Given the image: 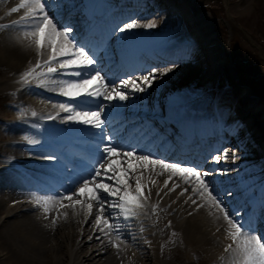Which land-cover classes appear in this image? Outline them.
Here are the masks:
<instances>
[{"label":"bare ground","instance_id":"6f19581e","mask_svg":"<svg viewBox=\"0 0 264 264\" xmlns=\"http://www.w3.org/2000/svg\"><path fill=\"white\" fill-rule=\"evenodd\" d=\"M84 1L58 0L62 8L60 12L68 10V13H75L72 14L74 16H70L71 19L84 22L88 20L85 15L89 12V15L93 16L91 20L94 21L91 24L94 23V26L100 24L109 29L104 35H102L104 30H101L97 37L93 36L91 45L97 50L98 46L101 48L105 43L106 51L119 58L117 70L124 65V57H133L128 63L134 64V67L128 71L122 70L116 74L117 77L131 71H134L131 75L139 77L150 68L166 66L162 62L169 64L168 61L171 60H187L192 57H195V60H190L191 63L187 66L189 73H192L193 69H198L197 66L201 62L205 64L201 67V72H209L213 76L207 78L206 83L197 88L201 90V95L209 96L207 97L210 98L209 104L214 97L216 98L217 104L210 110L202 109L200 103L194 99L179 101L177 93L176 99L165 96L163 103L156 108L141 110L146 107H143L145 103L140 104V101L148 95L149 89L153 88L154 95L159 98L155 91L158 82L155 80L153 84L156 85L146 92L136 93L128 101L110 102L111 107L106 108L108 120L111 122L115 115L121 116L120 121L124 124L134 119L133 122H128V125L134 126L136 138L142 140L149 137L148 146H154L157 155L169 158L173 162H198L200 157L205 156L203 154L199 156L198 152L210 154L219 151L229 144L231 139L230 144H233L236 147L234 148L245 157L244 166L237 170L240 175L247 176L246 179L239 176L237 179L231 178L234 171H229L228 156L237 154V151L230 149L224 151L229 153L218 152L227 155V159H222L219 164L209 160V166L211 164L214 166V174L213 179L209 177L207 179L213 183L214 188L217 186L221 190L234 186L232 195L223 197L225 203L226 200L229 202L227 207L230 215L235 211L242 213L241 209L255 196L257 197L254 205L259 199H264V185L252 186L260 175L264 174V102L252 99L248 92L241 94L238 84L227 89L229 91L227 96L224 90L220 93L209 92L213 88L211 86L214 78L220 75L216 72V68H219V72L224 69V59L221 61L219 59L224 57L225 50L221 40L214 44L213 38L209 35L214 29L212 21L208 20L209 17L196 19L193 16V14H201L205 8L199 4L196 6L190 2L186 3V0H90L89 3H92L90 8H93L90 10L88 1ZM20 2L21 0H0V24H10L24 15L26 9H20L16 13L11 12V9ZM76 5L79 7L77 11L74 7ZM139 9L145 10L142 16H151L150 22H154L157 26L140 27L124 33L115 31L119 26L116 24L141 15ZM159 17L161 25L163 24L161 28L156 22ZM138 19L136 21L141 25L149 23H141ZM69 23L71 24V21ZM139 29H143L140 30L142 37L137 40L134 37ZM92 34L96 35V33ZM89 38V34H84L77 39ZM50 54V50H43L42 55H38L30 38L23 37L22 33L16 30H0V264H165L158 260L160 252L163 253L162 249L167 244L171 248L170 243L173 240L178 246L183 247L184 255L193 264L198 258H202L201 264H240L237 253L231 250L225 251L229 244H232L234 249L236 245L228 235V224L222 213L216 211L210 202L206 203L193 195L191 186L178 176H174L165 187L164 180L169 173L156 175V172L160 171L158 166L155 172L151 170V166L143 170L144 183H149L150 180L156 181L155 185L149 184L152 189L150 206L143 209L136 217L127 219L123 216L111 217L114 223L121 226L120 239H117L116 232H110L108 229H104V232H108L107 236L104 235V232L95 226L94 220L79 208L61 209L58 202L50 201V211L45 213L43 207L35 206L34 198L40 195L32 193L30 189L44 191L46 187L42 184L50 185L49 183L52 184L54 181H57L55 185L58 184L59 176L48 178V175L49 171L55 174L63 173L64 170L59 166L58 160L68 164L66 151L73 145L74 154L92 157L93 145L96 142L94 129L66 123L62 119L42 118L47 115L54 116L59 111L57 105L67 99L57 91L49 90L55 88V85L50 84L45 89L36 87L35 81L31 85L20 83V75L24 71L35 65L38 60L46 59ZM102 61L101 57L97 67L104 71ZM216 81L218 84L219 81ZM106 104L109 105L108 102ZM21 110H24L23 115ZM32 111H36L39 115L33 117ZM140 112H145L142 118L147 114L158 118L149 117L151 119L147 122L150 125L146 127L145 119L142 121L139 116ZM64 115L65 113H60L61 117ZM134 117L139 119L135 120ZM122 123L118 124L115 130L110 129L109 133L119 136ZM128 136L126 132V138ZM25 137L28 139L26 140ZM29 140H36L39 143L30 144ZM187 141L189 145L186 144ZM80 144H87L93 152L81 151ZM258 144L261 145L256 148V152H248ZM185 146H189L188 151L183 150ZM58 151L63 153L59 155ZM53 153L58 156L57 161L44 159L46 155ZM254 154L257 161L246 166L253 161L250 157ZM112 159L118 158L112 157ZM133 163L135 164L136 161ZM217 169H224L225 174H219L216 172ZM71 170L72 168H68L65 172L71 173ZM80 171L81 169L77 168V172ZM35 172L38 173L34 174ZM73 175L72 173L69 176V183ZM76 179L79 177L77 176ZM66 184L68 182L63 185ZM174 184H179V187L169 191ZM186 187L189 191L181 195ZM66 188L68 187H64L63 190L65 191ZM252 189L256 190L250 194ZM248 196L250 199L247 198ZM189 197L196 200V204H193ZM64 203L67 204L68 201ZM157 204L159 208L153 211L151 205ZM198 205L203 206L198 207ZM93 211L95 212V208ZM64 212H67V217L64 216ZM246 214L248 218L240 222L248 228L250 222L257 221V217L253 212L247 211ZM54 218L55 223H53ZM169 221H171L170 226H168ZM260 224L263 226L260 230L262 232L264 221ZM97 236L100 239H97ZM260 236L264 239V232ZM109 237L112 242L109 241Z\"/></svg>","mask_w":264,"mask_h":264},{"label":"snow or ice","instance_id":"6c2138e0","mask_svg":"<svg viewBox=\"0 0 264 264\" xmlns=\"http://www.w3.org/2000/svg\"><path fill=\"white\" fill-rule=\"evenodd\" d=\"M20 9H26L24 15L10 24H0V30H16L22 33L23 37L30 38L38 55H42L43 50H50L51 53L46 59L38 60L35 65L24 71L20 75V83L31 85L35 81L36 87L45 89L52 84L56 87L49 90L57 91L59 95L67 98L65 102L57 105L59 111L54 116L47 115L42 117L43 119H62L66 123H75L96 130L93 133L96 137L92 153L94 163L83 159L71 161L74 175L70 186L55 197H35V206L43 207L45 213L50 211V201L58 202L61 209L79 208L94 220L95 226L101 232H104V229L114 231L117 233V239H120L121 226L114 223L111 217L123 216L125 219L136 217L143 209L150 206L152 189L149 184L155 185L156 181L150 180L149 183H144L143 170L151 166V170L155 172L158 166L160 171L156 172V175L169 173L164 180L165 187L174 176H178L191 186L193 195L206 203L210 202L216 211L222 213L228 224V235L236 245L234 249L233 245L229 244L225 251L231 250L237 253L240 264H264V239L256 234L255 224L258 222H250L249 227L245 228L238 219V212L230 215L227 205L207 179L214 174L213 172L202 170L198 165H182L179 162L154 158L152 154H139L134 147L125 151V146L114 144L116 137L106 131L108 104L105 102L128 101L136 93L146 92L158 79L157 73L161 76L167 75L176 65L172 64L171 67L163 69L150 68L139 77L125 74L116 79H108L107 74L102 75L100 68L97 67L101 57L96 48L86 40H78L74 35V27L70 23H63L54 18V8L49 0H21L18 6L11 9V12L16 13ZM50 12L53 14L50 15ZM156 26L154 22L141 25L135 19H131L118 26L115 31L124 33L140 27L154 28ZM53 64L57 66L54 67ZM61 112L65 113L63 117L60 116ZM21 114H24V110H21ZM31 115L35 117L39 113L32 111ZM25 139L28 138L25 137ZM28 142L39 143L36 140ZM112 157L118 159H112ZM44 159L57 161L59 158L53 153L46 155ZM222 159L226 160L227 155L216 153L210 156V160L217 164ZM133 161L136 163L134 164ZM77 168L81 171L77 172ZM64 169H68L67 164L64 165ZM216 172L225 174L224 169H217ZM77 176L79 179H76ZM177 187L179 184H174L169 191H174ZM188 191L189 188H184L181 195ZM225 195L231 196L232 193L228 191ZM189 199L196 204V200L191 197ZM64 201L68 203L65 204ZM202 206L198 205V207ZM151 208L156 211L159 205H151ZM64 216L67 217V212H64ZM260 221H264V208L261 210ZM55 222L54 218L53 223ZM170 225L171 221L168 222V226ZM104 235L107 236L108 232H104ZM97 239L100 237L97 236ZM109 241L112 242L110 237ZM115 246L119 247V245Z\"/></svg>","mask_w":264,"mask_h":264},{"label":"rangeland","instance_id":"374dc122","mask_svg":"<svg viewBox=\"0 0 264 264\" xmlns=\"http://www.w3.org/2000/svg\"><path fill=\"white\" fill-rule=\"evenodd\" d=\"M186 1H187L186 3L190 2L196 6L199 4L202 8H205L204 11L202 10V13L204 14L197 13L196 14L197 16L194 14L193 16L196 17V19H199L203 16L206 18L209 17L208 20H211L214 25L213 32H211L209 35L210 37L213 38L214 44H217L218 41L221 40L222 42L221 45L225 50L224 57H220L219 59L220 61L224 59V63H225L224 69L223 71L220 70L219 72L218 70L219 68L218 67L216 68L217 69L216 72L221 76L219 75L217 78H214V82L211 86L213 88H211L209 92L220 93L221 91L224 90V94L226 95L229 94V91L227 89H230L232 88V86H236L238 84L240 85L241 88V94L243 93L245 94L248 92L247 94L251 95L252 99L259 101L261 100L264 102V0H186ZM54 10L56 9L54 8ZM144 11L145 10L142 9L138 10V12L141 13V15H137V18H139L138 21L141 23L142 22L147 23L152 21L151 16L148 17L144 15L142 16ZM137 18H135V20ZM156 22L161 28L163 24L161 25L160 17L156 19ZM140 30L142 31L143 29H139L137 34L135 33L134 38L137 40L140 37H142ZM190 60H195V57H192L187 60L186 59L176 60L169 64H167V62L162 63L166 66H157L159 67V69H163L165 67H171L172 64L176 65L174 70L168 73L167 75L161 76L160 74H157L158 79H156V82H158V84L157 85L152 84V87L153 85L157 86L155 91H157L156 95H159V98H157L154 95V89L151 88L149 89L148 95L144 97L142 96L144 100H141L140 104L145 103L143 107H149L150 109L151 108L153 109V107L156 108V106L163 103L164 100L163 98L165 96L175 97L177 93V95L180 96L177 97L179 101L194 99L200 103V107L202 109L210 110L211 107H214L217 104L216 98L211 97L213 98V101L211 104H209L208 100L210 98H207L209 96L204 97L203 95L200 94L201 90L197 89L201 84L206 83L207 78L213 77L212 74H209V72H205V73L201 72V67L205 65L204 63L201 62H199V66H197L199 67L198 69H193L192 73H189V70L187 71V66L191 63ZM209 65L210 64H208V66ZM207 74L208 76H206ZM216 80L219 81L218 84H216L217 82ZM183 89H185V91ZM150 93L153 96H151ZM204 101L206 102L203 105ZM163 106L165 105L163 104ZM143 109L145 108H142L141 110ZM230 143H232L231 139H230ZM260 145L261 144H258L257 146H253L252 149L248 150V152L249 153L256 152L257 150L256 148H259ZM225 147H230V150L237 151V154L228 156L230 161L228 162L230 164L229 171L231 172L234 171L232 173L234 175H231V178L237 179L239 176L240 178L246 179L247 176L240 175L237 170V168L239 167L242 168L244 166L243 165L245 162L244 161L245 157H243L244 155L240 154V151L238 149H235L236 147L233 144H228L224 146L223 147L224 150ZM223 153H229V152L227 151ZM256 158L257 157L255 154L252 155L250 159H253V161L246 164V166H248L253 162H256L257 161ZM232 183H234V181ZM255 184L257 185L260 184V186L264 185V174L260 175V177L255 181V183L252 186H254ZM233 188L234 186L232 188L224 190L222 196L225 195V193L228 191L234 192L235 189ZM255 190L256 189H252V191H250V194L255 192ZM33 193H36L37 195L40 196H50L49 194L42 193L41 191H37ZM247 198L249 199L250 197L248 196ZM259 205H260V209L264 208L263 198L259 201ZM51 213H53V210H51ZM258 228L260 229L261 226H259ZM263 232L264 231L259 233L262 234ZM170 244L172 245L171 248L170 245L167 244V246L164 247L165 249L164 248L162 249L163 253L160 252V256L158 259L159 262L161 261L164 262L165 264L166 263L193 264L184 255V252L182 250L183 247L181 245L178 246L174 242V240ZM198 259L194 264H198V262L200 264L202 263V258H198Z\"/></svg>","mask_w":264,"mask_h":264}]
</instances>
